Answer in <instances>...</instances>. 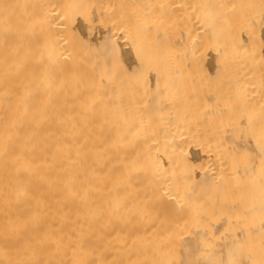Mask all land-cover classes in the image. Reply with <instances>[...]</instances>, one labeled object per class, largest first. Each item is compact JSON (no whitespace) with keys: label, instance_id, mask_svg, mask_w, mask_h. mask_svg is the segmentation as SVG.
<instances>
[{"label":"bare ground","instance_id":"1","mask_svg":"<svg viewBox=\"0 0 264 264\" xmlns=\"http://www.w3.org/2000/svg\"><path fill=\"white\" fill-rule=\"evenodd\" d=\"M237 1L0 0V264H264V0Z\"/></svg>","mask_w":264,"mask_h":264},{"label":"rangeland","instance_id":"2","mask_svg":"<svg viewBox=\"0 0 264 264\" xmlns=\"http://www.w3.org/2000/svg\"><path fill=\"white\" fill-rule=\"evenodd\" d=\"M211 1H212V0H211ZM216 1H217V0H216ZM239 1H240V0H239ZM239 1H237L239 7L236 5V8L241 9L239 4L242 5V3H243L245 0H244V1H240L241 3H240ZM247 1H249V0H247ZM247 1H245V2H246V5L250 4V3H248ZM253 1H254V0H252V1L250 0L249 2H251V4H254V3L256 2V0H255L254 3H252ZM207 2H208V1H207ZM213 2H215V1H213ZM208 3L211 4V5L214 4V3H210V2H208ZM215 3H216V2H215ZM217 3H218V2H217ZM217 3H216V5H217ZM251 4H250V6H251ZM256 4H257V2H256ZM256 4H254V6H255ZM214 5H215V4H214ZM207 6H208V4H207ZM252 6H253V5H252ZM252 6H251V8H252ZM257 6H259V5H257ZM243 7H244V4H243ZM246 7L248 8L249 6H246ZM246 7H245L244 10H242V11H238V12L236 13V15H237L239 12L242 13V12H244V11H246V12H248L249 10L251 11V9L246 10ZM255 7H256V6H255ZM255 7H253V8H255ZM212 8H214V6H213ZM209 9H210V8H209ZM214 9H215V8H214ZM217 9H218V7H217ZM242 9H243V8H242ZM219 10H221V8H220ZM254 10H255V9H254ZM256 10L259 11L257 8H256ZM210 11H211V9H210ZM217 11H218V10H215V14H217ZM221 11L223 12V10H221ZM250 11H249V12H250ZM212 12H213V11H212ZM246 12L243 13L244 16H243V14H241V16L243 17V19H244L245 17H247V20H243L242 17L240 16V14H238L239 16L237 15L238 17L235 16V18L237 17V18L239 19V20H238V19L236 18V19L239 21V24H241V22H242V21H240V20H241V19L243 20L241 26H243V25H244V26H247L248 24H247V23L245 24V22H247V21H248V22H249V21L251 22V20H249V19H251V18H249V16H252V15H253V17H255V15H256V14H255L256 11H253L254 13H252V11H251V14H252V15L249 14V16H245V15H248V14H245ZM249 12H248V13H249ZM207 13L210 14L211 12L209 13V11H208ZM207 13H206L205 16H207ZM257 13H258V12H257ZM218 14H219V12H218ZM218 14H217V15H218ZM222 14H223V13H222ZM254 14H255V15H254ZM213 15H214V14H213ZM219 15H221V14H219ZM219 15H218V17H219ZM223 15H224V14H223ZM223 15H222V16H223ZM257 16H258V15H257ZM207 17H208V16H207ZM207 17H206V18H207ZM214 17H215V16H214ZM216 17H217V16H216ZM239 17H240L241 19H240ZM248 18H249V19H248ZM255 18H256V17H255ZM208 19L210 20L211 18H208ZM208 19H207V20H208ZM217 19H218V18H217ZM220 19L223 20L224 18H220ZM253 19H254V18H252V20H253ZM257 19H258V18H257ZM215 20H216V19H215ZM215 20H214V21H215ZM218 20H219V19H218ZM237 20H236V22H237ZM203 21H204V20H203ZM208 22H209V25H210L211 22H210V21H208ZM256 22H257V20H256L255 22L253 21V24L256 23ZM205 23H206V22H205ZM237 23H238V22H237ZM237 23H236V24H237ZM243 23H244V24H243ZM216 24H217V22H216ZM224 24H225V23H223V26H222V24L220 23V25H221L222 27L225 26ZM250 24H251V23H250ZM256 24H257V23H256ZM203 25H204V24H203ZM251 25H252V24H251ZM257 25H258V24H257ZM218 26H219V25L217 24V28H218ZM244 26H243V27H244ZM249 26H250V25H249ZM249 26H248V27H249ZM255 26H256V25H255ZM206 27L208 28L209 26H206ZM215 27H216V25H215ZM222 27H221V28H222ZM239 27H240V25L238 26V28H239ZM252 27H253V28H256V27H254L253 25H252ZM208 29H210V27H209ZM226 29H227V27H226ZM226 29H225V30H226ZM244 29H246V28H245V27L242 28V30H243L245 33L248 32V31H246V30H244ZM248 29H251V28L249 27ZM205 30H206V31H209V30H207V29H205ZM211 30L214 31L215 28H211ZM218 30H219V29H218ZM255 30H257V28H256ZM255 30H253V34H254V35L256 34V32L259 33V31H260L259 28H258V30L254 33ZM206 31H205V33H206ZM216 31H217V30H216ZM226 31H227V30H226ZM209 32H210V31H209ZM222 32H223V30H222ZM249 32H250V31H249ZM211 33H212V32H211ZM217 33H218V32H217ZM217 33H215V34H217ZM258 33H257L255 36H257ZM208 34H209V33H208ZM222 34H223V33H222ZM222 34H221V35H222ZM251 34H252V33L249 34L250 38H251ZM259 34H260V33H259ZM254 35H253V36H254ZM209 36H210V35H209ZM222 36H223V35H222ZM258 36H259V35H258ZM258 36H257V37H258ZM215 37H216V36H215ZM215 37H214V39H215ZM224 37H225V34H224ZM224 37H223V38H224ZM210 38H211V37H210ZM217 38L220 39L219 36H217L216 39H217ZM252 38H253V37H252ZM224 39H225V38H224ZM226 39H227V38H226ZM254 39H255V38H254ZM254 39H253V41L256 40V39H255V40H254ZM220 40H222V39H220ZM211 41H213V37L211 38V40H210L209 42H211ZM215 41H216V40H215ZM224 41H225V40H224ZM253 41H251V42H253ZM212 43H214V41H213ZM217 43H218V42H217ZM217 43H216V44H217ZM253 43H254V42H253ZM253 43H252V45L254 46L255 43H254V44H253ZM257 43H258V44H257ZM218 44H219V43H218ZM256 44H257L258 47L261 46V45L259 46V41H257ZM260 44H261V43H260ZM210 45H211V44H210ZM212 45H213V44H212ZM212 45H211V46H212ZM214 45H215V44H214ZM221 45H222V43H221ZM223 45H225V44H223ZM258 47H255V48L252 47V48H253V49H257ZM249 48H250V47H249ZM261 48H262V50H261ZM261 48H260V49H257V51H256L255 53L253 52V49L250 48V49L252 50V52L254 53L253 56L257 53V54H256V60H258V61H259V59L261 60V58L264 59V55H263V53H262V52H263V47H261ZM250 49H247V51L250 50ZM251 50H250V53H251ZM259 50H261V51H259ZM259 52H261V53L259 54ZM246 53H247V52H246ZM248 53H249V52H248ZM251 55H252V54H250V56H251ZM260 55H262V56H260ZM243 56H244V55H243ZM253 56H252V57H253ZM259 57H260V58H259ZM242 58H243V57H242ZM247 58H249V57H247ZM258 58H259V59H258ZM244 59H245V58H244ZM244 59H243V60H244ZM252 59H253V58H252ZM250 60H251V58L249 59V61H250ZM254 60H255V59H254ZM247 61H248V60H247ZM249 61H248V62L245 61L246 64H247L248 66L250 65L249 63H251L252 60H251V62H249ZM262 61H263V60H262ZM262 61H261V62H262ZM255 62H256V61H255ZM255 62H254V63H255ZM242 63H243V61H242ZM252 63H253V62H252ZM254 63H253V64H254ZM256 63H259V62H256ZM256 63H255V65H256ZM221 64H222V63H221ZM243 64L245 65V63H243ZM262 64H264V62H263ZM224 65H225V66L228 65L227 62L224 63ZM257 65H259V64H257ZM221 66H222V65H221ZM221 66H220V69H221V72H222L223 69H225V68H223V67H221ZM225 66H224V67H225ZM251 66H252V64H251ZM251 66L248 67V68H251ZM259 67H260V66H259ZM259 67H258V68H259ZM226 68H227V66H226ZM244 68H245V67H244ZM244 68H243V69H244ZM254 68H255V69H254ZM256 68H257V66H254L252 69H254V70L257 71V72L260 71V70H258V68H257V69H256ZM261 68H262V69H261ZM263 68H264L263 66L260 67L261 70H263ZM246 70H247V68H246ZM246 70H245V71H246ZM254 70H253V74H255L254 79H255V78L257 79V76H256V75H258V73H261V74H262V72H258V73L256 72V73H255ZM247 71H248V70H247ZM249 71H250V70H249ZM251 71H252V70H251ZM251 71H250V72H251ZM250 72H249V74H250ZM223 75H224V73H223ZM259 75H260V74H259ZM250 76H252V74H251ZM262 76H263V75H262ZM262 76H261V78H262ZM223 77H224V76H223ZM227 77H228V76H226V78H227ZM252 77H253V76H252ZM214 78H215V77H214ZM221 78H222V77H221ZM221 78H220V79H221ZM226 78H224L223 80H225ZM258 78H259V80H263V81H264V79H261L259 76H258ZM263 78H264V77H263ZM210 79H212V78L210 77ZM210 79H209V80H210ZM215 79H216V78H215ZM227 79H230V77L227 78ZM227 79H226V80H227ZM199 80H200V79H199ZM199 80H198V82H199ZM218 80H219V79H218ZM201 81H202V80H201ZM201 81H200V82H201ZM229 81H230V80H229ZM198 82H197V83H198ZM200 82L198 83L199 85H200ZM212 82H213V79H212ZM219 82H220V81H219ZM226 82H228V81H226ZM195 83H196V82H195ZM203 83H204V82H203ZM208 83H211V82L209 81ZM223 83H224V82H223ZM262 83H264V82H262ZM201 84H202V83H201ZM205 84H206V83H205ZM213 84H214V82H213ZM213 84H212V85H213ZM215 84H216V82H215ZM218 84H219V83H218ZM228 84H229V83H228ZM199 85H197V86H199ZM220 85H221V84H220ZM203 86H204V85H203ZM207 86H208V85H207ZM207 86H206V87H207ZM213 86H214V85H213ZM218 86H219V85H218ZM263 86H264V85H263ZM263 86H262V87H263ZM206 87H205V88H206ZM214 87H216V86H214ZM214 87H213V88H214ZM219 87H220V86H219ZM222 87H223V86H222ZM225 87H227V86H225ZM228 87H230V86H228ZM200 88H201V87H200ZM203 88H204V87H203ZM208 88H209V86H208ZM263 88H264V87H263ZM210 89H211V88H209V90H210ZM197 90H198V88H197ZM206 90H208V89H206ZM214 90H215V89H214ZM218 90H219V88H218ZM221 90H222V89H221ZM223 90H224V89H223ZM198 91H200V90H198ZM224 91L226 92V89H225ZM224 91H223V92H224ZM223 92H221V93H223ZM207 93H211V92L207 91ZM217 93H219V92H217ZM227 100H228V102H230V99H227ZM231 102H232V100H231ZM231 102H230V103H231ZM235 102H237V101H235ZM263 102H264V101H263ZM232 103H233V102H232ZM255 104H256V103H255ZM258 105H259V104H257V106H258ZM237 106H238V105H237ZM237 106H236V107H237ZM239 106H240V105H239ZM248 106H250V104H249ZM262 106L264 107V105H262ZM242 107H243V106H242ZM242 107H241V109H242ZM258 107H260V106H258ZM245 108H248V107H244V110H246ZM249 108H251V106H250ZM252 108H253V106H252ZM252 108H251V109H252ZM255 108H256V106H255ZM232 109H234V113H233V112H232V113L236 116V118H239V117H238V114L236 113V111H237L239 108H235V107H234V108H232ZM261 109H262V108H261ZM242 110H243V109H242ZM257 110H258V109H257ZM238 111H240V110H238ZM254 111H255V110H254ZM261 111H262V110H261ZM242 112H243V111H242ZM232 113H231V114H232ZM249 113H250V112H249ZM253 113H254V112H253ZM231 114H230V116H231ZM240 114L245 115L246 113H245V114H244V113H240ZM250 114H251V113H250ZM261 114H264V113L261 112ZM234 115H232V116L234 117ZM252 115H254V114H252ZM258 115H259V114H258ZM240 116H241V115H240ZM241 117H242V118L246 117V118L248 119V117H247L246 115H245V116H241ZM251 117H252V116H251ZM215 118H216V116H215ZM242 118H241V121H243ZM254 118H255V117H254ZM263 118H264V116H263ZM244 119H245V118H244ZM252 119H253V118H252ZM252 119H251V120H252ZM233 120H234V119H233ZM233 120H232V121H233ZM238 120H239V119H238ZM251 120H250V122H251ZM241 121H239V123H240ZM252 121H255V120H252ZM230 122H231V121H230ZM245 122H248V121L245 120ZM248 123H249V122H248ZM225 124H226V123H224L223 125H225ZM229 125L231 126V125H233V124L230 123ZM234 126H236V125H234Z\"/></svg>","mask_w":264,"mask_h":264}]
</instances>
